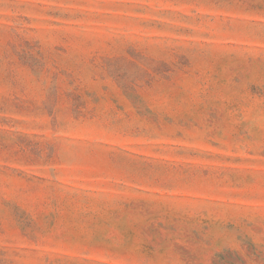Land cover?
Returning <instances> with one entry per match:
<instances>
[{"label": "rangeland", "instance_id": "rangeland-1", "mask_svg": "<svg viewBox=\"0 0 264 264\" xmlns=\"http://www.w3.org/2000/svg\"><path fill=\"white\" fill-rule=\"evenodd\" d=\"M0 264H264V0H0Z\"/></svg>", "mask_w": 264, "mask_h": 264}]
</instances>
